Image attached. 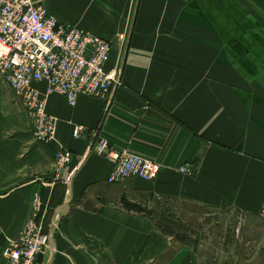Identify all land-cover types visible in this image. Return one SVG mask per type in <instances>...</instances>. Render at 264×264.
Wrapping results in <instances>:
<instances>
[{
	"label": "crops",
	"instance_id": "obj_1",
	"mask_svg": "<svg viewBox=\"0 0 264 264\" xmlns=\"http://www.w3.org/2000/svg\"><path fill=\"white\" fill-rule=\"evenodd\" d=\"M43 5L59 22L112 42L106 68L121 69L120 84L105 98L79 95L74 107L49 95L55 139L40 143L20 100L0 81V264L34 197L49 235L36 264H217L218 255L234 252L264 264V247L246 240L264 238V0ZM76 124L85 128L77 138ZM101 135L109 147L99 154L91 145ZM61 148L72 159L56 171ZM122 150L159 163L156 179L109 182ZM123 202L165 207L168 216L176 204L187 228L177 233L188 241Z\"/></svg>",
	"mask_w": 264,
	"mask_h": 264
},
{
	"label": "built area",
	"instance_id": "obj_2",
	"mask_svg": "<svg viewBox=\"0 0 264 264\" xmlns=\"http://www.w3.org/2000/svg\"><path fill=\"white\" fill-rule=\"evenodd\" d=\"M112 49L111 41L59 22L43 0H0V81H5L20 100L37 142L55 139L57 120L46 111L49 95H62L74 107L79 95L105 98L120 84L121 69L106 68ZM40 83L44 84L43 90L37 86ZM84 130L82 125H74L73 137H79ZM108 147L109 141L103 135L91 145L99 154ZM71 159V151L56 150L55 170H64ZM114 161L109 182L129 177L153 181L161 168L159 163L127 150L115 153ZM179 171L190 173V168L181 166ZM258 215L264 220V200ZM43 219L40 199L34 197L24 227L1 249L5 264L37 263L49 242Z\"/></svg>",
	"mask_w": 264,
	"mask_h": 264
},
{
	"label": "rangeland",
	"instance_id": "obj_3",
	"mask_svg": "<svg viewBox=\"0 0 264 264\" xmlns=\"http://www.w3.org/2000/svg\"><path fill=\"white\" fill-rule=\"evenodd\" d=\"M119 40V47H124V42H125V39H126V36L124 37L123 34H120L118 36ZM130 178V177H129ZM128 179V178H126ZM125 179V180H126ZM156 207V206H155ZM154 211V215L156 216L157 214H161V215H166L167 217L171 218V219H177V214H176V204L174 205V210H172L171 212V215L168 216L167 214V208L165 207H161V206H158L156 209H150L149 211ZM260 221L262 220L260 217H259ZM264 222V220H262ZM261 221V222H262ZM258 230L260 229H263L264 230V225L263 223H259L258 224ZM237 226V223H234V228ZM247 241L251 240L253 241L257 247H264V238H261V237H255V238H251V239H246ZM244 241V239H243ZM236 249V248H235ZM250 256H255V255H250ZM249 256V257H250ZM248 258L245 256V254H239L237 252H234L233 254H228V255H218V259H217V264H247V261Z\"/></svg>",
	"mask_w": 264,
	"mask_h": 264
},
{
	"label": "trees",
	"instance_id": "obj_4",
	"mask_svg": "<svg viewBox=\"0 0 264 264\" xmlns=\"http://www.w3.org/2000/svg\"><path fill=\"white\" fill-rule=\"evenodd\" d=\"M123 205L128 210H135L138 212H144L149 217H151V215L154 214V211L146 210L145 208L140 207L139 205L134 204V203L123 202ZM155 217L157 218L158 225L162 226L161 230H163V232L165 234L173 235L175 237V239L183 241L185 243L188 241L187 237L181 238L178 236L177 231H179V230L186 231L187 230L185 225L183 223L179 222L178 219H171V218H168V217L161 215V214H157Z\"/></svg>",
	"mask_w": 264,
	"mask_h": 264
}]
</instances>
